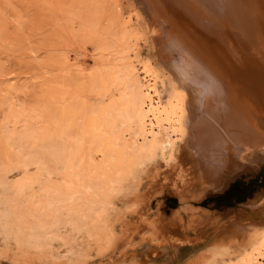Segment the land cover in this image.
I'll list each match as a JSON object with an SVG mask.
<instances>
[{
  "label": "rangeland",
  "instance_id": "1",
  "mask_svg": "<svg viewBox=\"0 0 264 264\" xmlns=\"http://www.w3.org/2000/svg\"><path fill=\"white\" fill-rule=\"evenodd\" d=\"M196 14L187 0H0V264H238L262 249L264 158L206 188L195 130L186 140L183 126L166 163L110 152L97 130L120 57L150 65L159 104L179 92L175 75L211 79L212 92V67L189 42L233 44ZM237 214L254 226L236 227Z\"/></svg>",
  "mask_w": 264,
  "mask_h": 264
},
{
  "label": "bare ground",
  "instance_id": "2",
  "mask_svg": "<svg viewBox=\"0 0 264 264\" xmlns=\"http://www.w3.org/2000/svg\"><path fill=\"white\" fill-rule=\"evenodd\" d=\"M187 2L195 7L198 15L202 14L201 31L208 35L212 33L210 35L216 42L225 39L233 44L230 52H225L222 48V51L216 48L209 51L210 47L206 49L204 46L199 48L202 43L200 38L189 42L192 48L201 50L203 62L198 59L206 67H212L208 73L214 79L212 92L209 91L211 81H208L211 79L195 84L193 82L196 81L183 80L175 75L179 92L174 93L165 105L159 104L155 99L156 76L151 72L150 65L142 63L132 66L126 59L115 56L118 60L113 62L108 76V86L112 92L96 114L97 130L102 146L110 152L116 148L122 149L126 157H152L158 152L165 163L173 157L174 145L183 133V126L186 128V140L192 137L195 130V135L203 140L193 150V159L198 164L196 181L202 187H209L224 183L238 171L245 172L248 165H255L259 158H264V49L262 47L258 52L254 50L256 45L252 46L257 42L263 45L259 37L264 39V25L260 26V22H264V0ZM256 2L261 4L260 9H256ZM176 22L180 23L178 20ZM178 28L182 29L179 33L188 34L190 31L185 30L182 22ZM212 53L219 62L215 61ZM205 94L206 101L202 98ZM183 97L187 100L186 118L182 107ZM201 101L206 111L203 115ZM225 110L230 115L225 114ZM219 122L222 124L219 125ZM208 125L214 128L209 130ZM206 126L207 132L204 130ZM246 215L237 214L240 220L236 227L253 225L254 222L249 221V224L245 218L251 214ZM257 224L254 225L261 226L259 229L264 236V218ZM260 243L262 249L255 246L253 252L238 264H264V244Z\"/></svg>",
  "mask_w": 264,
  "mask_h": 264
}]
</instances>
